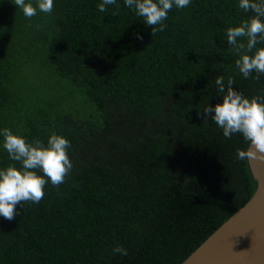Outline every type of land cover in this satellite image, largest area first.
I'll return each instance as SVG.
<instances>
[{"label": "trees", "instance_id": "obj_1", "mask_svg": "<svg viewBox=\"0 0 264 264\" xmlns=\"http://www.w3.org/2000/svg\"><path fill=\"white\" fill-rule=\"evenodd\" d=\"M101 2L54 0L29 20L0 0V130L45 145L63 135L73 162L67 183L0 217V264H183L256 192L236 158L246 141L201 114L223 103L218 76L249 98L264 89L227 44L253 13L192 0L153 36L124 0L107 12ZM3 141L0 169L20 168ZM117 245L128 255H113Z\"/></svg>", "mask_w": 264, "mask_h": 264}, {"label": "clouds", "instance_id": "obj_2", "mask_svg": "<svg viewBox=\"0 0 264 264\" xmlns=\"http://www.w3.org/2000/svg\"><path fill=\"white\" fill-rule=\"evenodd\" d=\"M11 2L29 20L38 11L49 15L54 11V0H37L36 6L26 3V0ZM191 3L192 0H124L126 7L142 18L147 26H151L153 36L165 31L167 25L164 21L173 7L184 9ZM111 5L119 7L117 0H102L98 10L107 12ZM239 8L253 15L239 26L227 29V44L238 57L235 65L239 73L244 78H252L255 73L254 79L259 81L264 75V47L257 48V45L264 44V0H239ZM137 38L143 39L139 35ZM234 83L231 77L227 84L223 76L216 77L215 84L223 103L214 107L208 104L201 113L203 121L211 118L222 129L226 139H231L234 134L243 137L247 147L237 148L238 160L248 164L253 160L264 161V89L249 98L234 88ZM0 135L4 137L3 148L9 159L21 164L20 168L10 164L0 169V217L12 221L21 214L18 205L24 208L25 204H39L43 200L46 185L51 183L59 189L67 183L73 169L69 155L71 141L63 135L52 133L46 145L38 138L29 142L9 128L0 130ZM112 254L127 256L128 251L122 245H117Z\"/></svg>", "mask_w": 264, "mask_h": 264}, {"label": "water", "instance_id": "obj_3", "mask_svg": "<svg viewBox=\"0 0 264 264\" xmlns=\"http://www.w3.org/2000/svg\"><path fill=\"white\" fill-rule=\"evenodd\" d=\"M250 169L252 198L183 264H264V161L253 160Z\"/></svg>", "mask_w": 264, "mask_h": 264}]
</instances>
